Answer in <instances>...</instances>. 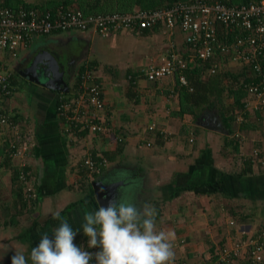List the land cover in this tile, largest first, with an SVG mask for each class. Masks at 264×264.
<instances>
[{"label": "crops", "instance_id": "crops-1", "mask_svg": "<svg viewBox=\"0 0 264 264\" xmlns=\"http://www.w3.org/2000/svg\"><path fill=\"white\" fill-rule=\"evenodd\" d=\"M40 51L58 64L60 76L52 75L50 82L61 79L63 91L38 84L36 73L26 72ZM172 53L192 54L179 29L162 25L106 39L91 31L54 33L37 37L14 58L0 51V66L11 82L0 110L16 128H0L4 259L11 264H109L103 253L107 233L127 220L114 239L124 243L126 255H136V264H204L224 246L264 231V114L240 112L227 91L218 100L214 92H203L210 79L222 89L225 74L241 67L223 64L215 75L204 70L198 96L184 104L181 95L187 90L176 77L152 82L143 71ZM85 69L101 88L104 130L77 127L67 134L57 109L76 100ZM198 109L200 117L216 116L225 133L199 127V114L190 113ZM15 133L33 143L22 159L9 149ZM97 181L122 184L111 200L114 223L94 193V201H87ZM18 188L27 205L19 200ZM242 254L228 264H250Z\"/></svg>", "mask_w": 264, "mask_h": 264}, {"label": "built area", "instance_id": "built-area-1", "mask_svg": "<svg viewBox=\"0 0 264 264\" xmlns=\"http://www.w3.org/2000/svg\"><path fill=\"white\" fill-rule=\"evenodd\" d=\"M162 25L169 30L179 29L184 42L190 47V56L170 54L161 63L151 64L143 70L149 81L176 77L179 87L192 91L185 72L195 60L210 62V75L217 74L223 64L247 66L254 80L247 85L243 110L260 112L264 106V0L236 7H229L218 0H190L158 10H135L132 13L85 14L82 11L32 8L22 4L0 7V51L16 57L19 50L29 47L37 37L54 33L93 32L100 38H109L123 31L141 32ZM0 66V101L11 94L10 74ZM76 100H66L58 106L67 134L75 128L91 133L102 132L104 100L101 88L93 82V72L85 69L81 77ZM237 121H241L238 112ZM16 129L10 116L0 110V128ZM10 146L12 156L22 159L32 146V141L15 133ZM256 156L257 153H254ZM87 166L92 170L93 162ZM21 182L27 185L26 175ZM30 192L31 190L28 189ZM232 224V223H230ZM126 247L119 239L106 240L104 255L109 264H136L134 254L126 255ZM245 253L250 264H260L264 254V231L246 236L219 249L215 260L204 264H228Z\"/></svg>", "mask_w": 264, "mask_h": 264}, {"label": "trees", "instance_id": "trees-1", "mask_svg": "<svg viewBox=\"0 0 264 264\" xmlns=\"http://www.w3.org/2000/svg\"><path fill=\"white\" fill-rule=\"evenodd\" d=\"M185 0H51L47 2H43L40 4L30 5L26 4L20 0H6L4 4H0V7H15L18 4H22L28 7L32 8H39L43 10H54L58 7H62L66 10H74V11H82L85 14H106V13H113V12H120V13H132L135 11V9L139 10H158L162 8H168L178 2H183ZM222 4L229 6V7H236L240 5H246L250 3H258L261 0H218ZM150 3L151 6L145 7L144 5H148ZM147 31V30H144ZM195 67H192V65H189V71L187 70L185 72L186 78L188 80L189 86L192 88V93H190L186 88L187 91L183 90L185 94L181 95V100L184 104H187V102L190 101L191 98L194 96H198V94H195L198 92L199 78L202 75V72L204 70H207L210 67V62L207 63H200ZM192 68H191V67ZM239 72L235 73H226L224 81L226 82L225 86L222 87V89H216L214 87L213 81L218 80H209V87H206L203 89V92L207 93L208 96L212 92H214L215 99L218 100V96H220V92H226L229 93V96L232 99L233 106L238 109L240 112L249 115L243 110V105L245 98L247 97V85H249L251 82L255 81L253 77V72L251 71V68L247 66H243L239 69ZM212 85V86H211ZM201 92V93H203ZM200 95V93H199ZM200 98V97H199ZM205 101V99H203ZM201 101V99H200ZM204 103V102H203ZM206 103V101H205ZM194 104V103H193ZM192 104V107L194 105ZM197 105V104H196ZM199 108V105H198ZM193 109V108H192ZM201 110V109H200ZM200 110L195 112V110H191L190 113L196 118L197 115L200 113ZM188 111V110H187ZM255 114L259 115L258 111H254ZM235 120V117H233ZM14 121V120H13ZM228 121V120H227ZM229 122V121H228ZM227 123V122H226ZM16 172L14 173V177L16 178ZM190 188V187H189ZM21 190L18 188V198L19 200L23 199L20 195ZM87 201H94L93 200V191H89ZM23 205H27L25 199H23ZM127 222V220L122 221L121 223ZM120 222L117 223V227H115L114 231L111 233H107L106 239L110 238H117L119 232V226L121 224ZM117 228V231H116ZM100 246H103L102 242H99ZM215 260V258H213Z\"/></svg>", "mask_w": 264, "mask_h": 264}, {"label": "water", "instance_id": "water-1", "mask_svg": "<svg viewBox=\"0 0 264 264\" xmlns=\"http://www.w3.org/2000/svg\"><path fill=\"white\" fill-rule=\"evenodd\" d=\"M39 54H42V55H39ZM48 56L49 57L51 56L50 53L48 52H44V53L43 52L41 53V51L38 52L36 56H33L31 63H30V67L26 72L28 74H30L29 73L30 71H32V73L33 72L36 73L34 81L38 82V84L42 86L47 85L48 87H51V89L53 90L63 91L65 84L61 79H57L55 77L56 80L59 81V84L58 82H54V83H52V81L50 82V80L52 79V75L56 76V74L58 73L57 70H59V66L55 60L48 58ZM38 64H41V66L39 65L38 70H37L36 66ZM24 77L29 79V76L24 75ZM62 84L64 85L63 88H62L63 86ZM197 120H198L197 125L203 129L218 132V133H225L220 121L214 115H204ZM107 184L108 185H105L103 184V182H100V181L94 182L92 185L93 193H94V197L101 211L104 214H106L109 217V219H111L112 223H114V216L116 215V213H113V211H111L112 210L111 209L112 206H110L111 200L113 201L114 191L116 190V187L122 186V184H117V183L114 185H111L109 183Z\"/></svg>", "mask_w": 264, "mask_h": 264}, {"label": "rangeland", "instance_id": "rangeland-1", "mask_svg": "<svg viewBox=\"0 0 264 264\" xmlns=\"http://www.w3.org/2000/svg\"><path fill=\"white\" fill-rule=\"evenodd\" d=\"M29 1H34V0H29ZM144 6L149 7L151 5H150V3H148V5L145 4ZM260 109L261 110L259 113L264 114V106H262ZM199 117H200V114H199ZM107 240H109V239H107ZM4 258H5V256L0 255V264H11L10 262H8L7 258L6 259H4Z\"/></svg>", "mask_w": 264, "mask_h": 264}, {"label": "flooded vegetation", "instance_id": "flooded-vegetation-1", "mask_svg": "<svg viewBox=\"0 0 264 264\" xmlns=\"http://www.w3.org/2000/svg\"><path fill=\"white\" fill-rule=\"evenodd\" d=\"M40 55H42V54H40Z\"/></svg>", "mask_w": 264, "mask_h": 264}, {"label": "clouds", "instance_id": "clouds-1", "mask_svg": "<svg viewBox=\"0 0 264 264\" xmlns=\"http://www.w3.org/2000/svg\"><path fill=\"white\" fill-rule=\"evenodd\" d=\"M135 255V254H134Z\"/></svg>", "mask_w": 264, "mask_h": 264}]
</instances>
